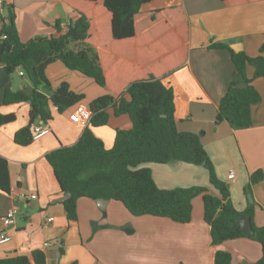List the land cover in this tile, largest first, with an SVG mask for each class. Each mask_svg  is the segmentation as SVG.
Segmentation results:
<instances>
[{"label": "crops", "instance_id": "1", "mask_svg": "<svg viewBox=\"0 0 264 264\" xmlns=\"http://www.w3.org/2000/svg\"><path fill=\"white\" fill-rule=\"evenodd\" d=\"M2 2L16 6L17 27L24 43L37 36L56 35L53 25L57 20L67 29L78 18L61 0ZM176 6L183 7L189 24L186 59L162 82L174 90L177 128L200 136L217 177L230 186L236 209L243 212L255 204L254 224L263 227L264 179L252 186L249 194L253 203L245 187L251 174H264V79L255 78V68L248 66L247 76L254 79L262 98L252 108L250 128L236 130L226 122L216 124L219 104L234 79L235 67L228 51L210 46L225 44L237 53L264 56V0H154L142 11ZM46 75L52 89L68 83L84 99L63 113L53 108L50 133L21 146L15 142V135L30 124L31 106L28 102L4 105L3 96L7 89L29 91L31 83L20 72L8 74L0 64V113L16 117L0 127V157L8 162L11 186L8 193L0 191V234L5 215L13 208L18 211L15 226L8 229L10 241L0 243V260L31 256L36 251L45 254L46 264H215L218 251L230 253L233 264L261 259L262 246L249 238L212 244L202 196L193 200L192 221L187 224L150 215L136 217L121 202L99 204L90 198L79 199L78 220L69 221L63 205L66 195L47 155L79 142L94 116L91 103L110 91L61 61L50 64ZM106 111L110 114L108 124L91 129L110 149L116 130H130L133 124L128 115L116 116L111 107ZM40 124L36 120L33 130ZM145 166L152 170L161 189L199 186L220 196L204 167L177 161ZM230 171H235L233 180L228 179Z\"/></svg>", "mask_w": 264, "mask_h": 264}, {"label": "trees", "instance_id": "2", "mask_svg": "<svg viewBox=\"0 0 264 264\" xmlns=\"http://www.w3.org/2000/svg\"><path fill=\"white\" fill-rule=\"evenodd\" d=\"M77 15L67 29L57 20L54 36H37L22 42L17 27L16 6L0 3V64L10 75L22 71L31 89L13 92L7 89L3 104L28 102L31 122L15 135V142L27 146L34 140L36 120L48 124L52 109L63 113L84 99L68 83L52 89L47 67L61 61L68 69L93 79L110 94L94 100V116L79 142L47 155L62 192L67 218L78 220L81 198L121 202L136 217L155 216L176 223L192 221L193 200L203 197L204 219L211 227L213 245L239 238H249L262 246L264 264V226L254 224L255 204L240 212L234 206L229 184L216 174L198 134L180 132L176 122L174 90L163 84L165 75L186 59L189 24L181 6L143 12L154 0H61ZM210 48L229 52L235 67L234 79L220 101L216 124L226 122L233 129L252 126V108L262 98L247 76L248 66L255 68V78L264 79V56L237 53L225 44ZM264 50V48L262 49ZM111 107L116 116L128 115L133 127L116 130L112 148L95 136L92 127L106 126ZM14 114L0 113V127L15 121ZM183 162L204 167L220 196L204 187L161 189L152 170L145 165ZM264 179L262 171L250 175L246 194ZM7 160L0 157V191H10ZM250 217L255 236L241 231L236 222ZM127 232H133L127 229ZM0 264H46L41 251L31 256L2 259ZM215 264H233L232 255L218 251Z\"/></svg>", "mask_w": 264, "mask_h": 264}, {"label": "built area", "instance_id": "3", "mask_svg": "<svg viewBox=\"0 0 264 264\" xmlns=\"http://www.w3.org/2000/svg\"><path fill=\"white\" fill-rule=\"evenodd\" d=\"M19 72H20L21 76L24 75V73L21 70ZM50 131H51V129H50L49 123L44 124L42 122V124L34 126V136L33 137H34V139H38L44 135H47L48 133H50ZM235 176H236L235 171H230L228 174V179L233 180L235 178ZM17 214H18L17 209L13 208L2 219L3 230L0 234V243H6V242L10 241L11 238L8 235V229L10 227L15 226ZM47 221L52 222V218H48ZM45 246H50V243H45Z\"/></svg>", "mask_w": 264, "mask_h": 264}, {"label": "water", "instance_id": "4", "mask_svg": "<svg viewBox=\"0 0 264 264\" xmlns=\"http://www.w3.org/2000/svg\"><path fill=\"white\" fill-rule=\"evenodd\" d=\"M201 135H204V133H201ZM248 198H249V201L251 203H253L251 194L248 195ZM97 202L100 204V203L107 202V200L99 199V200H97ZM101 209H104V207L101 206ZM236 224L240 226L241 231L244 232L246 235H248L250 237H254L255 236V231L253 229V225H252V221H251L250 217H246V218L240 219V220H238L236 222Z\"/></svg>", "mask_w": 264, "mask_h": 264}, {"label": "rangeland", "instance_id": "5", "mask_svg": "<svg viewBox=\"0 0 264 264\" xmlns=\"http://www.w3.org/2000/svg\"><path fill=\"white\" fill-rule=\"evenodd\" d=\"M19 72H16V74H18Z\"/></svg>", "mask_w": 264, "mask_h": 264}]
</instances>
